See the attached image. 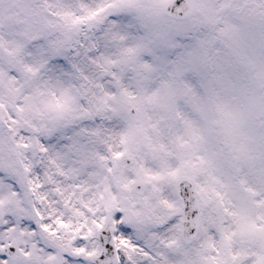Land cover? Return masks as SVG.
<instances>
[{
  "label": "snow or ice",
  "instance_id": "obj_1",
  "mask_svg": "<svg viewBox=\"0 0 264 264\" xmlns=\"http://www.w3.org/2000/svg\"><path fill=\"white\" fill-rule=\"evenodd\" d=\"M0 264H264V0H0Z\"/></svg>",
  "mask_w": 264,
  "mask_h": 264
}]
</instances>
